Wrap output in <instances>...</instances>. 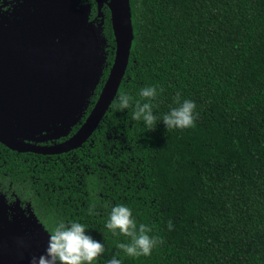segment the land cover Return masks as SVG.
Instances as JSON below:
<instances>
[{
	"label": "trees",
	"instance_id": "trees-1",
	"mask_svg": "<svg viewBox=\"0 0 264 264\" xmlns=\"http://www.w3.org/2000/svg\"><path fill=\"white\" fill-rule=\"evenodd\" d=\"M86 1L105 39V65L70 134L97 101L116 50L109 7L94 20L95 2ZM130 3V61L94 133L59 154L14 158L7 149L6 168L21 163L15 173L27 175L33 219L48 234L76 219L103 241L97 264L113 254L123 264H264V0ZM146 86L157 89L154 98L139 95ZM122 93L152 105V129L131 107L117 109ZM177 95L194 101L198 115L192 127L167 129L160 120ZM117 203L162 241L150 255L117 247L130 242L104 226Z\"/></svg>",
	"mask_w": 264,
	"mask_h": 264
},
{
	"label": "water",
	"instance_id": "water-1",
	"mask_svg": "<svg viewBox=\"0 0 264 264\" xmlns=\"http://www.w3.org/2000/svg\"><path fill=\"white\" fill-rule=\"evenodd\" d=\"M96 1L99 16L105 3L110 9L115 57L97 101L72 134L105 65V39L88 22L90 7L79 0L30 1L0 20V142L7 147L67 152L87 141L104 118L130 61L134 27L130 0ZM46 137L68 138L45 146L31 142ZM33 217L9 219L0 207V264H29L44 252L49 234Z\"/></svg>",
	"mask_w": 264,
	"mask_h": 264
},
{
	"label": "clouds",
	"instance_id": "clouds-1",
	"mask_svg": "<svg viewBox=\"0 0 264 264\" xmlns=\"http://www.w3.org/2000/svg\"><path fill=\"white\" fill-rule=\"evenodd\" d=\"M157 89L154 86H146L140 89L139 95L143 98H154ZM117 109L132 108V118L139 119L147 129H152L156 120L152 105L147 100L141 103L139 100L133 104L132 97L122 93L117 98ZM175 107H171L162 117L167 129H185L192 127L198 113L195 112L196 104L189 99L181 100L177 95ZM15 192L21 195L30 193L24 188L17 187L7 176H0V193ZM105 228L112 233L117 230L120 234L130 238V242L118 243L117 247L127 256H148L152 249L162 243L155 236H150V228L141 223L137 225L132 209L126 204L117 203L111 206L105 221ZM169 229L172 225L169 223ZM88 226L79 220H61L50 231L47 246L39 256H32L29 264H97L98 258L105 253L103 241L95 239L86 231ZM105 264H123L118 254H113Z\"/></svg>",
	"mask_w": 264,
	"mask_h": 264
},
{
	"label": "flooded vegetation",
	"instance_id": "flooded-vegetation-1",
	"mask_svg": "<svg viewBox=\"0 0 264 264\" xmlns=\"http://www.w3.org/2000/svg\"><path fill=\"white\" fill-rule=\"evenodd\" d=\"M30 1L37 3L41 0H0V20H4L7 17L14 15L21 8L23 4L25 5L26 3ZM94 2H95V6H94L95 12L97 13L96 17L94 16L95 17L94 20H95L103 16V9L105 6H108V5L105 3L102 6L101 15L99 16L98 15L99 14L98 3L96 0H94ZM79 4L88 5L91 10L90 2L86 0L82 2V0H79ZM30 11L34 13L35 8L31 6ZM5 25H8V24H5ZM67 138L68 137H61L59 139H49L46 137L43 140H37V141H31V142L37 145L45 146V145H52L54 143L62 142L66 140ZM7 149H10L13 151L12 153L14 154V158H16L17 155H22L25 153H34L38 155L40 153H35L31 151L13 150L0 142V176H7L13 182L14 185H16L17 187L24 188V190L28 191L29 184L27 180V175L24 173V170H22L20 174L15 173V171H17L21 167V163L16 162V167L9 168V169H7L5 166ZM47 155H50V154H47ZM23 163H27V161H23ZM0 207L9 219H14L16 216H21L22 218L25 219V217L31 216L32 215L31 211L34 210L31 202L28 200V197H26V195H21L15 192L0 193Z\"/></svg>",
	"mask_w": 264,
	"mask_h": 264
},
{
	"label": "rangeland",
	"instance_id": "rangeland-1",
	"mask_svg": "<svg viewBox=\"0 0 264 264\" xmlns=\"http://www.w3.org/2000/svg\"><path fill=\"white\" fill-rule=\"evenodd\" d=\"M29 226V224H27V227ZM30 229V228H29Z\"/></svg>",
	"mask_w": 264,
	"mask_h": 264
}]
</instances>
